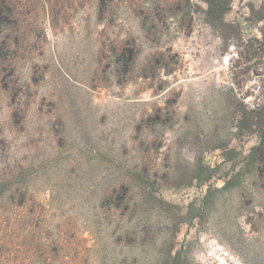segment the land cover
<instances>
[{
	"label": "rangeland",
	"instance_id": "1",
	"mask_svg": "<svg viewBox=\"0 0 264 264\" xmlns=\"http://www.w3.org/2000/svg\"><path fill=\"white\" fill-rule=\"evenodd\" d=\"M188 2L155 43L123 0H72L56 27L20 8L35 30L0 72V264H264V0H232L218 28Z\"/></svg>",
	"mask_w": 264,
	"mask_h": 264
},
{
	"label": "trees",
	"instance_id": "2",
	"mask_svg": "<svg viewBox=\"0 0 264 264\" xmlns=\"http://www.w3.org/2000/svg\"><path fill=\"white\" fill-rule=\"evenodd\" d=\"M72 0H27L24 5V0H0V34L3 38L4 45L0 47V72L6 70L5 65L8 63V51L12 44H19L21 36L28 35L29 31H34L35 26L31 21H28L27 14L20 8L25 6L28 12L32 11L33 7H37V3L44 2L45 10H48L52 23L56 27L63 17H65V6H68ZM115 0H99L100 13L103 11V16L106 13L108 4ZM119 1V0H118ZM121 1V0H120ZM130 4L136 16L141 20L142 31L145 38L155 43L160 40L163 31L166 27L168 18L182 17L184 19L189 15L185 13L188 0H123ZM208 7V21L216 28L223 24L226 14L231 10L232 0H202ZM73 5V4H72ZM13 29V34L6 33ZM114 61L117 66L116 72L128 74L131 71L132 62L134 61V51L127 44L114 46L113 48ZM151 67H159L163 64V54L155 53L148 58ZM7 61V62H6ZM161 67V66H160ZM147 67L144 72L146 73ZM143 77H147L143 74ZM258 118L261 119L263 134L261 135V144L257 148L252 157L251 163L256 167L257 179L264 188V112L259 113ZM6 181L0 182V197L5 195ZM111 200L115 197L117 201L120 196H115V192L111 193Z\"/></svg>",
	"mask_w": 264,
	"mask_h": 264
},
{
	"label": "built area",
	"instance_id": "3",
	"mask_svg": "<svg viewBox=\"0 0 264 264\" xmlns=\"http://www.w3.org/2000/svg\"><path fill=\"white\" fill-rule=\"evenodd\" d=\"M261 90V88H259V91ZM251 100H248V102H250ZM260 100H257V104L254 105V107L256 108L257 106H259Z\"/></svg>",
	"mask_w": 264,
	"mask_h": 264
}]
</instances>
